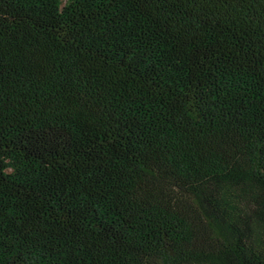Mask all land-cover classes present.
<instances>
[{
  "label": "trees",
  "instance_id": "16d2710c",
  "mask_svg": "<svg viewBox=\"0 0 264 264\" xmlns=\"http://www.w3.org/2000/svg\"><path fill=\"white\" fill-rule=\"evenodd\" d=\"M0 264H264V0H0Z\"/></svg>",
  "mask_w": 264,
  "mask_h": 264
}]
</instances>
